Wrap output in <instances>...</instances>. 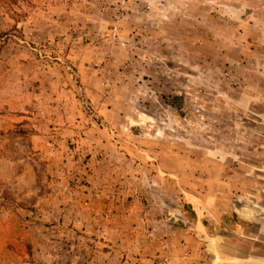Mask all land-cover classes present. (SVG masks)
I'll return each mask as SVG.
<instances>
[{
    "label": "rangeland",
    "instance_id": "rangeland-1",
    "mask_svg": "<svg viewBox=\"0 0 264 264\" xmlns=\"http://www.w3.org/2000/svg\"><path fill=\"white\" fill-rule=\"evenodd\" d=\"M263 213L264 0H0V264H181Z\"/></svg>",
    "mask_w": 264,
    "mask_h": 264
},
{
    "label": "crops",
    "instance_id": "crops-1",
    "mask_svg": "<svg viewBox=\"0 0 264 264\" xmlns=\"http://www.w3.org/2000/svg\"><path fill=\"white\" fill-rule=\"evenodd\" d=\"M239 208L256 211V206L252 204H244ZM245 216H249L245 220H254L255 224L251 227L250 224L231 226L237 232L233 235L213 233L206 228L204 220H198L197 227L202 231L199 235L202 247L195 246V250H189L181 264H264V213L261 216L254 214V218L248 214ZM225 229H228V225Z\"/></svg>",
    "mask_w": 264,
    "mask_h": 264
}]
</instances>
